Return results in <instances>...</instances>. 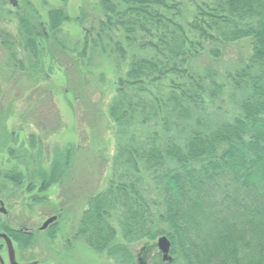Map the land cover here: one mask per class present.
Returning <instances> with one entry per match:
<instances>
[{"label": "trees", "instance_id": "1", "mask_svg": "<svg viewBox=\"0 0 264 264\" xmlns=\"http://www.w3.org/2000/svg\"><path fill=\"white\" fill-rule=\"evenodd\" d=\"M58 1L44 16L31 2L0 0V21L17 23L15 34L0 28V47L13 74L37 84L50 78L48 62L63 65L66 94L89 106L81 114L90 123L101 117L91 95L115 90L106 104L116 128L114 170L107 187L89 196L80 233L86 243L116 264H264V0H187L190 16H182L184 0H99L101 14L89 26L68 14V0ZM73 22L82 33L72 43L64 25ZM243 40L250 54L230 69L193 66L205 51L218 60ZM50 88L25 98H34L27 116L45 137L64 127ZM40 139L33 134L30 144ZM78 152L57 151L47 171L30 175L20 168L35 155L9 147L17 163L0 179L17 190L63 185ZM3 183L0 213L9 196ZM0 232L24 250L36 236L9 228L1 216ZM159 236L171 243V262L152 252ZM138 242L141 262L131 249Z\"/></svg>", "mask_w": 264, "mask_h": 264}, {"label": "rangeland", "instance_id": "2", "mask_svg": "<svg viewBox=\"0 0 264 264\" xmlns=\"http://www.w3.org/2000/svg\"><path fill=\"white\" fill-rule=\"evenodd\" d=\"M18 1L24 5L26 2H31L41 10L40 12L44 16H46V8L62 5L58 0ZM98 1L68 0L65 8L72 18L82 17L86 25L89 26L93 23V17L101 14L100 8L96 5ZM5 9L14 10L9 5ZM193 11L191 3L184 0L182 16H190ZM86 15H88L87 18ZM16 26L15 20L0 21V28H6L14 34L17 33ZM64 32L72 43L81 40V27H78L74 22L64 25ZM209 47L210 45L207 44L206 49ZM249 54L248 41L243 40L225 47L223 55L218 60H212L205 51L203 56L193 60V66L202 69L212 65L217 70L224 71L233 67L235 64L233 62L239 61L241 58L246 60ZM47 66L52 69L50 78L43 79L42 83L37 84V79L21 77L22 74L18 71L13 74L15 69L6 64V53L0 47V97H4V103L7 104L4 113H0V171L9 169L17 163L10 159L9 147L15 149L19 154L35 155L33 163L29 162L26 167L20 168L24 170L25 174L28 171L30 175L36 174L40 168L47 171L53 163L57 151L65 152L71 147L75 151H79L81 148V152L74 154L72 163L67 170V176L62 182L63 185H52L43 191L40 186L33 187L31 191L23 188L17 190L12 184L3 183V180L0 179V183L6 184L3 195H9L3 204L7 210L8 218L6 217V219L12 223H7L5 216H3V220L8 224V227L18 230L26 229L35 232L36 236L33 239L32 248L24 250L17 242H13L8 234L0 233L7 235L14 249L15 259L19 264H116L114 257L103 253L99 254L86 243L85 237L81 235L82 221L88 208L89 196L107 187L114 170L113 161L117 153L116 128L106 114V104L115 95V90L112 88L101 98V94L97 92L93 96L91 95V103L98 104L95 111L98 114L101 113V117L96 122L90 123L89 119H82L81 114L89 106L81 100H76L72 92L68 91L66 94V90L70 86L67 83L63 65L48 62ZM103 66L106 69L110 67L109 63ZM106 73L109 80L116 76L111 69ZM36 87L43 88L44 91L51 87L53 101L56 103L64 123V127L59 132L47 137L39 131L34 123L29 121L27 116L34 98L30 100L31 102L25 98ZM91 93L92 90L89 94ZM83 94L87 96L86 92ZM33 134L36 135V140L41 138V144L34 146L30 144V137ZM11 136L14 137L16 143L10 141ZM35 181L38 180L35 179ZM148 183V181H142L141 185L146 187L150 194ZM66 188L68 191H65ZM41 198H46V201L42 203L37 200ZM50 206H53L55 210H58L59 207L62 208L63 213L59 217L57 216V223L53 227L46 231H39L40 226L50 216L60 214L57 211L47 212ZM160 237L151 241L152 252L160 253L163 258L157 248V241ZM4 242L5 246L2 245ZM142 245V242L131 245L134 256L137 254L139 258H144V251L141 250ZM169 255L174 258L171 249ZM0 264H11L8 240L3 237L0 238Z\"/></svg>", "mask_w": 264, "mask_h": 264}, {"label": "water", "instance_id": "3", "mask_svg": "<svg viewBox=\"0 0 264 264\" xmlns=\"http://www.w3.org/2000/svg\"><path fill=\"white\" fill-rule=\"evenodd\" d=\"M57 220L56 216L50 217L49 219H47L43 225L40 227V230H45L50 224H52L54 221ZM3 237L5 239L8 240V247H9V256H10V262L11 264H19L16 259H15V253H14V249L11 246L10 240L8 239L7 235L0 233V238ZM157 248L158 250L162 253L163 255V260L164 261H168L171 262L172 258L169 255L170 253V249H171V243L169 241V239L166 236H161L158 241H157ZM144 250V248L142 249ZM141 260L143 261L144 258L140 257L139 261L141 262Z\"/></svg>", "mask_w": 264, "mask_h": 264}, {"label": "flooded vegetation", "instance_id": "4", "mask_svg": "<svg viewBox=\"0 0 264 264\" xmlns=\"http://www.w3.org/2000/svg\"><path fill=\"white\" fill-rule=\"evenodd\" d=\"M58 196V195H57ZM57 204V203H56ZM63 204H64V202H63ZM58 205V204H57ZM59 210H60V214H57V215H52V216H50V217H53V216H60L62 213H61V211L63 212V209L62 208H60L59 207ZM3 213H0V216H1V218L2 219H4L3 218V216H5V221H7V223H12V222H10L8 219H6V217L8 218V216H7V210L5 209V207H3L2 208V210H1ZM47 212H51V213H54V207L53 206H50V209L47 211ZM10 213V212H9ZM49 217V218H50ZM57 217V218H58ZM48 218V219H49ZM4 221V220H3ZM6 223V224H7ZM57 223V220L56 221H54L52 224H50L45 230H40V228H39V231H46V230H48V229H50L51 227H53L54 226V224H56ZM8 225V224H7ZM43 225V224H42ZM41 225V226H42ZM40 226V227H41ZM9 228H11V227H9ZM11 229H14V230H18V229H15V228H11ZM19 232H23V233H26V234H31L32 232L31 231H27L26 229H19L18 230ZM12 239V238H11ZM12 241L14 242V240L12 239ZM3 246H5L6 244H5V242L2 244ZM10 257V256H9Z\"/></svg>", "mask_w": 264, "mask_h": 264}]
</instances>
